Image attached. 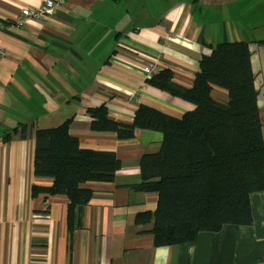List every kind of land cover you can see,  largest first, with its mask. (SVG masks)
I'll list each match as a JSON object with an SVG mask.
<instances>
[{"label": "crops", "instance_id": "0c3cea01", "mask_svg": "<svg viewBox=\"0 0 264 264\" xmlns=\"http://www.w3.org/2000/svg\"><path fill=\"white\" fill-rule=\"evenodd\" d=\"M42 1L0 0V264H264V190L251 195L252 224L156 246L154 221L138 224L136 215L153 213L158 193L128 185L142 180L141 158L163 134L95 131L87 111L105 105L111 120L131 123L145 104L181 117L192 103L147 83L145 67L168 68L187 87L215 44L241 40L252 50L264 124V0H70L45 20L15 23ZM214 95L228 99L218 86ZM68 118L82 147L120 160L114 181L89 184L83 226L71 233L65 195L32 196L33 184L53 181L34 175L35 131Z\"/></svg>", "mask_w": 264, "mask_h": 264}, {"label": "trees", "instance_id": "16d2710c", "mask_svg": "<svg viewBox=\"0 0 264 264\" xmlns=\"http://www.w3.org/2000/svg\"><path fill=\"white\" fill-rule=\"evenodd\" d=\"M147 83L194 107L176 117L141 104L131 123L111 120L105 105L87 108L95 131L120 138L134 137L138 129L163 134L159 150L141 158L142 180L128 185L158 193L155 211L137 213L136 223L154 221L156 246L194 242L201 232H217L225 225L252 224L251 195L264 190V124L250 44H215L199 60L190 86L176 83L168 68ZM217 86L227 91V100L215 97ZM69 124L70 118L36 129L34 175L53 181L49 186L33 184L32 196L65 195L71 233L83 226L94 195L89 184L114 181L120 160L114 151L82 147ZM13 130L4 134V141Z\"/></svg>", "mask_w": 264, "mask_h": 264}, {"label": "built area", "instance_id": "2783aa9c", "mask_svg": "<svg viewBox=\"0 0 264 264\" xmlns=\"http://www.w3.org/2000/svg\"><path fill=\"white\" fill-rule=\"evenodd\" d=\"M70 0H43L40 5L24 8L21 14L16 18L15 23L19 26H25L31 19L45 20L48 16L54 15L59 9L67 6ZM4 28V23L0 20V31ZM5 52L0 50V57L4 56ZM146 72L149 73V78L158 73L157 70L151 66L145 67ZM139 90L134 94L133 98L138 100L140 97Z\"/></svg>", "mask_w": 264, "mask_h": 264}]
</instances>
